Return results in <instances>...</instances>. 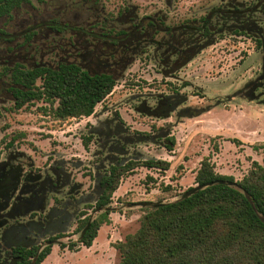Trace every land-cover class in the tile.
Listing matches in <instances>:
<instances>
[{
  "label": "rangeland",
  "instance_id": "obj_1",
  "mask_svg": "<svg viewBox=\"0 0 264 264\" xmlns=\"http://www.w3.org/2000/svg\"><path fill=\"white\" fill-rule=\"evenodd\" d=\"M257 2L28 0L0 19V70L70 60L71 53L59 49L76 39L69 29L84 27L99 37L144 17L170 27L197 25L213 7L247 9ZM251 17L254 29L215 36L177 71H170L175 56L163 65L151 46H142L123 70L99 68L111 70L117 81L90 117L56 120L43 102L16 111L3 93L8 77L0 78V264H14L11 251L19 240L26 248L50 245L44 264H119L113 244L138 229L146 209L198 190L194 178L203 159L234 181L253 163L264 167V13ZM219 26L215 21V30ZM148 160L169 168L140 166ZM129 161L138 164L135 170L120 181L107 207L96 210L100 178ZM104 210L110 223L91 247H83L75 229Z\"/></svg>",
  "mask_w": 264,
  "mask_h": 264
},
{
  "label": "trees",
  "instance_id": "obj_2",
  "mask_svg": "<svg viewBox=\"0 0 264 264\" xmlns=\"http://www.w3.org/2000/svg\"><path fill=\"white\" fill-rule=\"evenodd\" d=\"M22 2L28 0H1L0 17L9 15ZM256 5L247 9L213 7L197 25L186 22L170 27L161 19L144 17L133 21L126 30L114 34L107 31L99 37L85 36L84 27L69 29L76 39L59 49L70 52V60L61 58L54 66H4L0 78L8 77V83L2 82L3 93L10 96L16 111L43 102L56 120L90 117L117 81L111 70L99 68L123 70L132 63L133 55L142 53V46H151L163 65L169 63V56H175L170 71H177L210 46L215 36L227 30L242 35L254 29L251 16L257 11L264 13V0H258ZM215 21L220 23L217 30ZM230 23L234 24L229 26ZM159 35L164 37L157 38ZM104 40L109 43L104 45ZM254 42L262 48L261 41ZM125 56L126 62L122 64ZM165 107L162 106L163 111ZM136 165L129 161L109 168L100 183L103 192L94 204L96 210L107 207L120 181ZM140 166L163 171L169 168L167 162L159 160L144 161ZM194 181L198 190L175 202H159L146 209L138 229L113 244L120 256L119 264H264V167L253 163L247 175L234 181L231 176L216 173L214 164L205 158ZM109 223L107 210L94 220H81L75 229L81 233L80 244L91 247L99 229ZM50 253V245L19 246L12 249L11 257L14 264H42Z\"/></svg>",
  "mask_w": 264,
  "mask_h": 264
},
{
  "label": "flooded vegetation",
  "instance_id": "obj_3",
  "mask_svg": "<svg viewBox=\"0 0 264 264\" xmlns=\"http://www.w3.org/2000/svg\"><path fill=\"white\" fill-rule=\"evenodd\" d=\"M1 1V0H0ZM28 2H22L21 4H20V6H18V7H15V8H13L12 10H11V12H10V14L15 10V9H17V8H19V7H21L23 4H27ZM10 14L9 15H7V16H10ZM7 16H3V17H7ZM2 17H0V19H1ZM91 35L92 36V31L91 32H85V36L86 35ZM1 35H4V33H2ZM107 40H110V39H107ZM107 40H104V42H103V44L104 45H107L108 43H109V41H107ZM113 40H117V39H113ZM107 42V43H106ZM12 52V51H11ZM160 105H163V104H160ZM164 106V105H163ZM166 106V105H165ZM105 176V175H104ZM104 176H102L101 178H100V180H99V187L101 188V192H100V194H99V196L102 194V192H103V188L101 187V185H100V183H101V180H102V178L104 177ZM48 224H49V222H48ZM33 228H34V226H33ZM10 239V238H9ZM11 240V239H10ZM4 241L6 242V240L4 239ZM22 241L21 240H19L18 242H15V245L17 246V247H19V246H22V244H25V243H21ZM24 242V241H23ZM26 242V241H25ZM22 247H24V245L22 246ZM14 249V248H13ZM15 262V261H14Z\"/></svg>",
  "mask_w": 264,
  "mask_h": 264
},
{
  "label": "crops",
  "instance_id": "obj_4",
  "mask_svg": "<svg viewBox=\"0 0 264 264\" xmlns=\"http://www.w3.org/2000/svg\"><path fill=\"white\" fill-rule=\"evenodd\" d=\"M46 259H47V258H46ZM46 259H45V260H46ZM45 260H44V262H45ZM44 262H43L42 264H44Z\"/></svg>",
  "mask_w": 264,
  "mask_h": 264
}]
</instances>
